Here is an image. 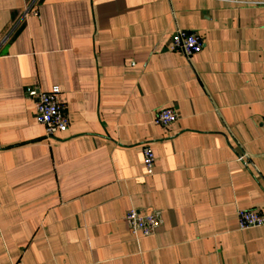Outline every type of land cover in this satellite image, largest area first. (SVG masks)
<instances>
[{
    "label": "crops",
    "instance_id": "obj_1",
    "mask_svg": "<svg viewBox=\"0 0 264 264\" xmlns=\"http://www.w3.org/2000/svg\"><path fill=\"white\" fill-rule=\"evenodd\" d=\"M178 29L203 51H173ZM54 87L70 125L48 138ZM246 209L264 214V0H0V264H264Z\"/></svg>",
    "mask_w": 264,
    "mask_h": 264
},
{
    "label": "built area",
    "instance_id": "obj_2",
    "mask_svg": "<svg viewBox=\"0 0 264 264\" xmlns=\"http://www.w3.org/2000/svg\"><path fill=\"white\" fill-rule=\"evenodd\" d=\"M171 49L182 53L186 58L201 53L204 49V42L201 36L195 31L178 29L171 37ZM35 118L37 123L45 127L46 136L53 138L57 134L66 133L70 121L66 113V106L63 102L62 91L54 87L51 91L40 93L35 101ZM178 121V114L172 108L160 109L155 117L158 126L167 128ZM243 158H240L242 160ZM143 164L148 176H154L156 167V156L149 144L143 146ZM238 226L241 231L253 227L264 226V214L255 210H239ZM125 219L131 233L150 237L155 235L161 226V219L157 213H142L136 209L127 212Z\"/></svg>",
    "mask_w": 264,
    "mask_h": 264
}]
</instances>
